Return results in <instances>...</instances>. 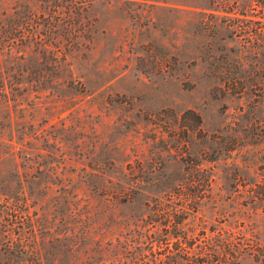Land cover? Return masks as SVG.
<instances>
[{
  "label": "rangeland",
  "instance_id": "374dc122",
  "mask_svg": "<svg viewBox=\"0 0 264 264\" xmlns=\"http://www.w3.org/2000/svg\"><path fill=\"white\" fill-rule=\"evenodd\" d=\"M253 12L251 0H0V264H110L184 192L201 196L185 220L197 242L251 227L264 240V212L243 201L264 165Z\"/></svg>",
  "mask_w": 264,
  "mask_h": 264
},
{
  "label": "trees",
  "instance_id": "16d2710c",
  "mask_svg": "<svg viewBox=\"0 0 264 264\" xmlns=\"http://www.w3.org/2000/svg\"><path fill=\"white\" fill-rule=\"evenodd\" d=\"M253 6L251 25L246 31L248 46L255 50L264 41V0H251ZM240 30V31H241ZM228 89L235 93L243 91L241 82L232 80ZM198 122L200 117L196 115ZM193 172H207L196 163ZM260 181L243 192L245 206L254 214L264 212V165L261 167ZM192 175V173H191ZM211 175L205 178L210 185ZM193 183L194 180L190 179ZM187 184H190V183ZM198 186L200 183L197 182ZM176 203H158L149 218L147 227H136L120 247L122 254L110 264H264V240L253 227L237 233L218 231L209 236H201L200 242L186 226L185 220L191 215L188 205L201 196L195 192H184ZM105 264V263H102Z\"/></svg>",
  "mask_w": 264,
  "mask_h": 264
}]
</instances>
